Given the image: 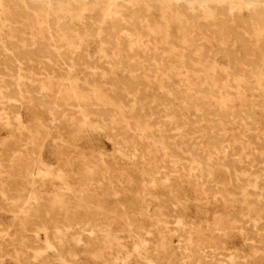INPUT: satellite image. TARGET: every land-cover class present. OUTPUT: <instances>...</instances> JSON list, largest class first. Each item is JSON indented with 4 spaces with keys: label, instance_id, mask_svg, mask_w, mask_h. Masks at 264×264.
<instances>
[{
    "label": "rangeland",
    "instance_id": "obj_1",
    "mask_svg": "<svg viewBox=\"0 0 264 264\" xmlns=\"http://www.w3.org/2000/svg\"><path fill=\"white\" fill-rule=\"evenodd\" d=\"M0 5V264H264V4Z\"/></svg>",
    "mask_w": 264,
    "mask_h": 264
},
{
    "label": "bare ground",
    "instance_id": "obj_2",
    "mask_svg": "<svg viewBox=\"0 0 264 264\" xmlns=\"http://www.w3.org/2000/svg\"><path fill=\"white\" fill-rule=\"evenodd\" d=\"M130 3H131V0H128ZM220 1V0H219ZM221 1H225V0H221ZM248 1V3L249 4H258V5H262V4H264V0H247ZM125 2V1H124ZM135 2V1H134ZM23 3V2H22ZM24 4V3H23ZM140 4V3H139ZM1 7H2V5H0ZM6 6H7V4H6ZM46 6V5H45ZM148 6V5H147ZM190 7H193V6H190ZM198 7L200 8V9H202V8H204V7H207V5H204V6H202V5H198ZM20 8V7H19ZM207 10V9H206ZM45 11V10H44ZM49 11H50V9H49ZM47 12V11H46ZM53 12V11H52ZM51 12V13H52ZM55 13V12H54ZM140 13H141V11H140ZM191 13V12H190ZM43 14V13H42ZM106 14V13H105ZM108 14V13H107ZM117 14V13H116ZM54 15H56V14H54ZM109 15V14H108ZM114 15H115V13H114ZM45 16V15H44ZM51 16V15H50ZM43 17V16H42ZM44 18V17H43ZM108 18V17H107ZM28 19V18H27ZM45 19V18H44ZM145 20V19H144ZM14 21V20H13ZM18 22V21H17ZM21 22V21H20ZM36 22V21H35ZM43 22V21H42ZM203 22V21H202ZM14 23H16V22H14ZM19 24V23H18ZM22 24V23H21ZM45 24H47V23H45ZM203 24V23H202ZM195 25V24H194ZM201 25V24H200ZM29 26V25H28ZM46 26V25H45ZM196 26V25H195ZM12 27H14V26H12ZM47 27V26H46ZM32 28V27H31ZM14 29V28H13ZM24 29V28H23ZM48 29V28H47ZM25 31V30H24ZM49 31V30H48ZM126 31V30H125ZM50 33V32H49ZM126 33V32H125ZM20 34V33H19ZM18 34V35H19ZM30 34V33H29ZM39 34V33H38ZM37 34V35H38ZM42 34V33H41ZM22 35V34H21ZM26 35V34H25ZM24 35V36H25ZM33 35V34H32ZM31 35V36H32ZM48 35H50V34H48ZM55 36V35H54ZM12 37V36H11ZM18 37H20V36H18ZM26 37V36H25ZM29 37V36H28ZM51 37V36H50ZM49 37V38H50ZM61 37H63V36H61ZM118 37V39H119V36H117ZM14 38H17V37H14ZM27 38V37H26ZM6 39V38H5ZM9 39V38H8ZM43 39V38H42ZM81 39V38H80ZM114 39V38H113ZM139 39V38H138ZM7 40V39H6ZM17 40V39H16ZM25 40V39H24ZM27 40V39H26ZM52 40V39H51ZM4 41V40H3ZM10 40H7L6 42H9ZM14 44H15V42L13 41V40H11ZM31 41H34V40H31ZM36 41V40H35ZM241 41H243V40H241ZM5 42V41H4ZM21 42V41H20ZM29 42V41H28ZM141 42V41H140ZM17 43V42H16ZM25 42H23L22 44H24ZM30 43V42H29ZM34 43V42H33ZM38 43H40V42H38ZM38 43H36V44H38ZM58 43V42H57ZM72 43V42H71ZM10 44H12V43H10L9 42V45ZM19 44V52L21 51L20 49H21V45H20V43H18ZM17 44V45H18ZM78 44V43H77ZM117 44V43H116ZM5 45H7V43L5 44ZM29 45V44H28ZM113 45V44H112ZM131 45V44H130ZM142 45V44H141ZM1 46V45H0ZM35 46V45H34ZM73 46V45H72ZM6 47V46H5ZM4 47V48H5ZM12 47V45H10V48ZM15 48H16V45L14 46ZM22 47H23V45H22ZM30 47V46H29ZM70 47V46H69ZM10 48H9V50H10ZM34 48H36V47H34ZM39 48H41V46L39 47ZM45 48V47H44ZM51 48V47H50ZM74 48V47H73ZM18 49V48H17ZM32 49H33V47H32ZM31 49V50H32ZM4 50V49H3ZM7 50V49H6ZM8 50V51H9ZM22 50H24V49H22ZM27 50V49H26ZM28 50H30L29 48H28ZM37 50L38 49H36V52H37ZM46 50H47V48H46ZM49 50V49H48ZM47 50V51H48ZM51 50V49H50ZM59 50V49H58ZM2 51V50H1ZM17 51V50H16ZM46 51V52H47ZM53 51V50H52ZM57 51V50H56ZM56 51H55V53H56ZM18 52V51H17ZM22 52V51H21ZM39 52V51H38ZM42 52H45V51H42ZM48 52H50V51H48ZM47 52V53H48ZM11 53V52H10ZM13 53V52H12ZM11 53V54H12ZM40 53V52H39ZM18 54V53H17ZM45 55H46V53H44ZM49 54H51V53H49ZM53 54V53H52ZM40 55V54H39ZM56 55V54H55ZM87 55V54H86ZM9 56V55H8ZM7 56V57H8ZM14 56V55H13ZM46 56H48V55H46ZM46 56H44L45 58H46ZM43 57V56H42ZM51 57V56H50ZM53 57V56H52ZM232 57V56H231ZM9 58V57H8ZM34 58H35V56H34ZM44 58V59H45ZM49 58V57H48ZM57 58H58V56H57ZM15 59V58H14ZM36 59H38V58H36ZM40 59V58H39ZM16 60V59H15ZM28 60V59H27ZM43 60V59H42ZM49 60H50V58H49ZM48 60V61H49ZM51 60H53V58L51 59ZM50 60V61H51ZM56 60V59H55ZM70 60V59H69ZM30 61H32V60H30ZM41 61V60H40ZM39 61V62H40ZM47 61V62H48ZM34 62V61H33ZM53 62V61H52ZM71 62V61H70ZM16 63V62H15ZM17 63H19V62H17ZM20 63H21V61H20ZM41 63V62H40ZM42 63H44V62H42ZM72 63V62H71ZM123 63V62H122ZM5 64V63H4ZM49 64V63H48ZM136 64V63H135ZM16 65H18V64H16ZM71 65V64H70ZM72 65H73V63H72ZM26 66V65H25ZM126 66V65H125ZM131 66V65H130ZM129 66V67H130ZM134 66V65H133ZM18 67V66H17ZM19 67H21V66H19ZM59 67V66H58ZM132 67V66H131ZM138 67V66H137ZM134 68H135V66H134ZM141 68V67H140ZM11 69V68H10ZM62 69V68H61ZM137 69V68H136ZM135 71V70H134ZM129 72V71H128ZM134 73V72H133ZM46 74V73H45ZM47 75V74H46ZM131 76V75H130ZM19 77V76H18ZM131 77H133V76H131ZM130 78V77H129ZM134 78V77H133ZM53 79V78H52ZM58 79V78H57ZM137 81V80H136ZM42 82V81H41ZM75 82V81H74ZM49 87V86H48ZM75 88H76V86H75ZM145 88V87H144ZM3 91V90H2ZM75 91H76V89H75ZM125 91V90H124ZM182 91V90H181ZM75 93V92H74ZM88 94V93H87ZM89 97V96H88ZM127 98V97H126ZM57 99V98H56ZM60 99V98H59ZM80 99V98H79ZM188 100V99H187ZM188 102V101H187ZM193 105V104H192ZM82 109V108H81ZM9 110V109H8ZM13 111V110H12ZM3 113V112H2ZM15 114V113H14ZM169 117V116H168ZM165 118V117H164ZM164 119H162V121H163ZM151 121V120H150ZM52 122V121H51ZM166 122V121H165ZM12 123V122H11ZM167 123V122H166ZM198 124V123H197ZM164 126V125H163ZM164 128V127H163ZM38 129V128H37ZM135 130V129H134ZM164 130V129H163ZM198 131V130H197ZM243 135V134H242ZM245 137V136H244ZM177 138V137H176ZM184 138V137H183ZM150 140V139H149ZM175 140V139H174ZM177 140V139H176ZM153 141V140H152ZM235 142V141H234ZM173 145V144H172ZM180 145V144H179ZM232 145H233V143H232ZM231 147V146H230ZM217 150V149H216ZM225 150V149H224ZM168 151V150H167ZM137 152V151H136ZM181 153H182V151H180ZM190 152V151H189ZM35 160V159H34ZM102 161V160H101ZM233 161V160H232ZM234 162V161H233ZM225 167V166H224ZM252 167V166H251ZM192 169V168H191ZM233 170H235V169H233ZM245 171V170H244ZM22 174V173H21ZM208 174V173H207ZM20 175V174H19ZM132 175V174H131ZM191 175V174H190ZM23 177V176H22ZM167 179V178H166ZM241 187V186H240ZM68 190V189H67ZM166 198V197H165ZM216 199V198H215ZM223 200V199H222ZM165 204V203H164ZM100 216V215H99ZM241 224V223H240ZM255 229V228H254ZM218 230V229H217ZM263 230V229H262ZM6 231V230H5ZM257 232V231H256ZM124 237H125V235H123ZM136 236V235H135ZM121 237V236H120ZM119 236H118V238H120ZM179 238V237H178ZM126 239V238H125ZM251 239V238H250ZM182 240V239H181ZM184 241V240H183ZM125 243V242H124ZM123 243V244H124ZM124 245H126V244H124ZM128 245V244H127ZM129 247V246H128ZM255 248V247H254ZM108 252V251H107ZM229 252V251H228ZM234 256V255H233ZM235 257V256H234ZM237 258V257H236ZM103 263V262H102Z\"/></svg>",
    "mask_w": 264,
    "mask_h": 264
}]
</instances>
